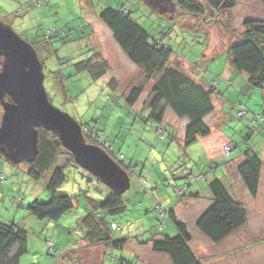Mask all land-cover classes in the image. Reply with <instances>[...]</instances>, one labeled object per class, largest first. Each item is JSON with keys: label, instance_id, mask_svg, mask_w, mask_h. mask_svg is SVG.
Returning <instances> with one entry per match:
<instances>
[{"label": "rangeland", "instance_id": "374dc122", "mask_svg": "<svg viewBox=\"0 0 264 264\" xmlns=\"http://www.w3.org/2000/svg\"><path fill=\"white\" fill-rule=\"evenodd\" d=\"M195 1L206 6L207 11L203 18L182 11L178 6V0H171L175 3V7L170 5L167 0L165 2L166 10L156 9L150 4V0H0V22L10 26L38 53L43 64L44 83L51 103L85 126L83 134L86 141L91 140L92 137V132H87V130L93 128L99 130L105 140H109L114 147V151L111 152L113 159H118V161L114 159L116 162L123 163V159L121 160L119 157L126 156L129 152L131 155H135L136 159L140 158L143 161L133 165L132 173L135 171L133 173L135 177L131 180L133 186L125 193L128 204L126 213L114 218V221L122 226V230L115 233V236L125 232V235L130 237V242L126 243L122 249L103 248L107 250L103 264H120L121 260L124 264H165L163 260L166 259L153 253V250L135 253L133 249V245L137 247L136 243L138 242L133 241V239L137 240V237L145 240L153 234L174 236V234H169L175 230L171 218L167 217L165 229H162L163 225L158 223L153 231H144V228L148 229L149 227L144 220L146 208H141L138 205L137 196H133L135 179L140 181V176L147 180L150 177H153V180L158 179L157 189L152 185H149L148 188L154 190L159 198H167L164 195L165 191L174 192L176 190L168 183L183 173H185L183 178H177L178 183L186 182L190 176L199 177L198 182L201 184L203 181L202 186L208 188L209 178L206 180L204 176L210 172V164H205V159L200 157L203 156L201 150L197 148L193 154L196 166L191 174L190 171H186L190 169V166L183 164L188 161L185 158L186 154L183 155L180 151L178 157L173 153L171 147L173 145L178 147V144L176 142L173 145L169 143L171 146L167 147L168 142L160 139L157 124L148 118V103L152 98L154 83L160 75H157L155 80H148L142 70L123 53L111 31L99 16L107 8H125L127 11H131L132 18L149 32L151 38L160 40L173 50L172 60L168 67L186 73L193 79L205 80L208 84L209 81L218 80V75L228 59V48L239 40V35L244 31L245 21L252 18L264 20V0H239L235 8L223 13L217 22H214L216 13L211 10L208 0ZM92 55H96L95 57L102 62L106 61L109 64L108 73L110 76L108 80L106 78L94 80L86 72L80 74L76 72L75 64ZM1 67L2 57H0V71ZM68 77L71 78L66 80ZM110 77L116 81L117 88L114 89L108 85ZM140 86H143V92L137 104L130 106L126 98ZM252 89L254 92H240L235 87L225 89V92H228V98H232V100L229 101L228 98H225L227 104L223 108L231 113L232 118L228 117L224 128L230 137L240 139L243 145L249 135V130L253 126H258V122H254L252 113L242 120L239 119L236 116L238 110L252 105L254 111L257 110V115L264 114V99L260 93L261 90ZM165 115L167 125L174 128L176 137L182 140L183 137L180 136L184 135V122L179 121L170 109L166 111ZM2 116L3 109L0 106V125ZM208 121H211L210 118L207 119ZM93 130L97 132V130ZM255 137L253 136V138ZM200 143L202 145V142ZM197 145L194 144L193 147H197ZM227 147L230 148L229 151ZM231 150L232 146L230 145L223 144L220 147L221 155L227 160L222 166L225 170L226 184L231 194L234 190L235 197L243 202L249 210L252 225L246 229L247 235L264 237V213L259 212L263 210L259 209L258 211L257 208L256 212L254 209H250L255 201L249 197L250 194L237 172L243 160H235L231 163L229 161ZM177 157L181 158L178 162H176ZM184 158L185 160H183ZM67 159V157L58 159V163L64 167L66 176L65 182L58 191L70 195L74 199L75 208L57 222L40 220L29 214L26 209L36 199L34 194L38 192L37 190L45 192L47 180L43 178L42 181L36 182L27 174L24 164L13 166L0 159V163L6 167L5 169L0 167V175L7 178L4 183L0 180V184H9L6 188L0 186V220L17 224L24 228L28 234L29 250L21 264L102 263L100 261L101 246L90 247L88 256V245L81 244L79 247L81 242L79 237L76 240L70 238L68 231L69 229L80 230L82 218L90 209V200H106L107 191L101 182L96 187L88 174L68 165ZM124 162L128 164V160H124ZM163 168H165L164 171ZM219 172H221V165ZM261 178V184H263L264 173ZM100 188L104 191L101 192ZM260 189L262 192L259 190V194L261 192L262 195L264 184ZM241 196L244 200L241 199ZM45 197L46 195L43 194L41 199L46 200ZM260 197V205L264 206V197L262 199ZM20 199L23 201L22 204L16 205L14 200ZM189 221L192 220L189 218ZM237 235L239 236H233L235 245L238 238L242 237L239 232ZM49 241L56 244V253H50ZM234 241L228 244L229 248L233 246ZM245 241V237H243L240 244L229 250L225 257H215L212 262H209L212 257H207L209 261L203 259V256L214 254L206 245L200 244L201 248L199 246L196 248L202 249V252L198 250L194 253L199 259L204 260L203 264H264V243L233 255L235 249L246 247ZM78 247L79 250L72 255L71 259L69 250ZM226 248H228L227 245L222 246V250ZM60 251H66L69 255L59 258ZM217 252H220V249Z\"/></svg>", "mask_w": 264, "mask_h": 264}, {"label": "trees", "instance_id": "16d2710c", "mask_svg": "<svg viewBox=\"0 0 264 264\" xmlns=\"http://www.w3.org/2000/svg\"><path fill=\"white\" fill-rule=\"evenodd\" d=\"M238 2L239 0H208V5L211 10L216 13L214 22L220 20L218 18L227 10L234 9ZM178 6L185 13L199 18H203L207 11L205 5L195 0H178ZM99 18L111 31L114 40L123 53L133 64L142 70L148 80H155L156 76L160 75L158 80L154 83L152 98L148 103V118L154 124H157L159 137L162 141L168 142L167 147L173 145L174 142L178 144V147L175 145L171 147L173 153L178 157L180 155L179 147H181V145L183 148L191 147L200 138H207L211 135L212 129L208 125L207 119L215 111L213 102L214 96H220L221 93H223L220 81H222L221 76L226 66H230L235 74L239 76L244 75L251 89L256 88L261 90V94L263 93L264 20L252 18L245 21L244 31L239 35V40L228 48V59L218 75V80H215V82L209 81L207 84L205 80L193 79L187 76L186 73L168 67L172 60L173 50L160 40L158 41L151 38L149 32L132 18L131 11H127L125 8H107L100 14ZM96 55H92L86 60H82L75 64L76 72L79 74L86 72L91 75L94 80L104 77L109 72V64L106 61L102 62L99 58L95 57ZM70 78L71 77H68L66 80ZM227 84L232 86V80L227 81ZM111 85L117 86L114 79ZM113 88L115 89V87ZM143 89V86L134 89L126 98L130 106H135L137 104ZM262 97L264 99V94ZM168 109L173 112L174 116L177 117L179 121L184 122L183 141L176 137L175 129L167 125L165 114ZM253 112L254 111L250 110L248 106L243 110H241V108L238 110L236 116H238L239 119L242 120L252 113L254 115V122H258V126H253L249 130L250 132L247 139L244 140V145L240 139H235L236 144L230 145L232 146V150L229 157H231L235 151L237 152L239 145L240 147L243 146L242 152L244 158L237 172L248 193L255 198L259 191L260 179L264 170V158L260 156L258 144L254 143L257 140L264 139V114L257 115L258 113ZM226 113L231 115L229 112ZM254 122L252 123L254 124ZM84 127L85 126L82 125L83 130ZM93 129L97 130L96 128ZM97 132L100 134L99 130H97ZM100 136L103 141L109 143L107 152L113 157L111 152L112 144L109 140L106 141L102 134H100ZM253 136L256 137L253 138ZM145 137L147 138V136ZM180 141H182V144ZM87 143L94 145L98 144L92 138L91 140H87ZM169 143L171 145H169ZM235 145L237 147H235ZM38 149L39 155L37 159L33 163L24 165L27 174L36 182L42 181L43 178L47 180L45 186L46 200L36 198L26 209L29 214L40 220L57 222L75 208L74 199L63 191H58L66 180L64 167L58 163V159L67 157L68 165L74 166L80 171L83 170L78 167L74 161L73 155L62 146L58 136L53 132L42 129L39 130ZM178 157L176 162L181 160V158ZM119 158L122 160L123 155ZM185 158L188 159V161L183 162V164L190 166L189 170H191L190 172L192 174L196 166V162H194L195 159ZM185 158L183 160H185ZM0 159L8 162L1 154ZM114 159L118 161V159ZM118 163L131 176L134 163L132 162L126 165L124 160L123 163ZM12 165L15 166L14 164ZM214 166L215 165H210V168L215 169ZM85 173L88 174L87 172ZM219 174L216 176L217 178L208 181L211 206L196 222L197 230L214 244L223 242L232 234L247 226L250 220V213L246 205L236 198L235 195L233 196V194L230 193L228 186L224 182V174L222 172ZM89 176L93 179V184L98 187L100 181L95 180L91 175ZM1 177L3 179H1ZM140 178V182L143 186L145 188L147 187V189H145L146 192L156 199L157 197L153 191H149L150 189L147 186L148 180L143 176H140ZM6 179L7 178L0 175L2 183H4V181L6 182ZM194 179L196 178L192 176L189 177L191 181H194ZM189 180H187V182ZM171 182L173 181H170L168 185H170ZM175 182L178 183L176 180ZM184 183L182 184L184 185ZM5 185L0 184V186L3 187ZM105 190L107 191L106 200H90L91 206L88 213L82 218L81 226H79L80 230H71L68 228V235L70 238L76 240L79 237V241H81L79 247H81V244H87L89 247L102 245L106 249H122L128 242V238H130L125 235V232L118 233V235L115 236V233L122 230V226L120 223L115 222L114 218L126 213L128 208L127 196H125V193L119 194L106 186ZM103 191L104 189H101V192ZM22 202L21 199L14 200L16 205H21ZM156 205L155 209H153L155 211H152L155 215L153 217L154 226L148 227V229L144 228V231H153L158 223L159 225H163H161L162 229H165V219L171 217L175 227L174 236H168L167 234L156 235L150 232V234H153L150 238L141 240L137 237V241L142 246L151 245L153 252L168 256L173 264H203L202 260L196 256L190 246L192 236L187 224L177 220L174 213L170 211L171 208L166 209L161 205L158 199ZM244 243H246V247L235 249L233 255L239 254L242 250H248L254 246L263 244L264 237H250ZM48 244L50 253H56V244L52 241H49ZM79 247L69 250L71 255L66 251H60L59 258H64L69 255L72 259V255L79 250ZM28 250L27 231L17 224L0 220V264H21ZM120 264H124L123 260H121Z\"/></svg>", "mask_w": 264, "mask_h": 264}, {"label": "water", "instance_id": "95a60500", "mask_svg": "<svg viewBox=\"0 0 264 264\" xmlns=\"http://www.w3.org/2000/svg\"><path fill=\"white\" fill-rule=\"evenodd\" d=\"M0 57V154L4 159L14 165L33 163L39 155V130L50 131L81 170L119 194L126 193L131 187L129 174L107 151L87 143L82 125L51 103L37 51L3 22Z\"/></svg>", "mask_w": 264, "mask_h": 264}, {"label": "crops", "instance_id": "0c3cea01", "mask_svg": "<svg viewBox=\"0 0 264 264\" xmlns=\"http://www.w3.org/2000/svg\"><path fill=\"white\" fill-rule=\"evenodd\" d=\"M156 9H158V8H156ZM109 76H110L109 73H107L101 79L106 78L108 80ZM221 79H222V81H220V86H222L221 90H222L223 93H221L220 96H218V95L214 96L213 102H214V105H215V111L209 117L211 121L207 122L208 125L212 129L211 135L209 137H207V138H200L195 143V144H198L197 147L191 146V147L183 148L182 145H181V147H179L180 151H182L183 155L186 154V157L192 158L193 160L195 159L193 157L194 150L199 148L201 150V154L203 155V156H200V157L205 159V164L208 163L211 166L215 165L214 166L215 169H213V168L211 169L210 168V172L208 173V175L204 176V177H206V180H207V178H209L208 181L212 180L214 178H217L216 176L219 173H221V172L223 174L225 173V170L223 169L222 166L227 162V160L220 153L221 145H223V144H225V145L236 144L235 143V139L230 137L229 133L224 128L225 123H227L228 117L232 118V115H228L226 113L227 110L225 108H223L224 105L227 104V101H226L225 98H228V92H225V89L231 88V87H235L240 92H249V91L254 92L253 89H251L248 86V83L246 81V77L244 75H240L239 76V75L235 74L232 71V69L230 68V66H226L225 67V70H224V72H223V74L221 76ZM112 80H113V78L110 77L109 81H108V85H110L111 87L113 86V87L117 88V86L111 85ZM231 80H232L233 84H232V86H229L227 84V81H231ZM263 94H264V90H263L262 95ZM228 99H229V101L232 100V98H228ZM249 108H250V110L254 111L252 105ZM253 113H258V112H257V110H255ZM183 132H184V130H183ZM144 137H145V135H144ZM180 137H184V135H182ZM182 141H180L181 144H182ZM200 142H202V145H201ZM124 144H126V141H124ZM254 144H258L259 151H260V156L262 158H264V139L263 140H257ZM235 147H237V146L235 145ZM242 149H243V146L242 147L239 146L238 149H237V152L235 151L232 154V156L229 157V161L231 163L233 161H235V160H237V161H239V160L242 161L243 160L244 156H243ZM112 151H114V147H112ZM109 155L111 156V154H109ZM123 160H128V164H131L132 162L133 163H141V162H143L142 159H140V158L136 159L135 155H131V152H129L126 156L124 155L123 156ZM136 160H139L140 162H138ZM220 165H221V172H219V166ZM1 166L4 169L6 168L5 165H3V163H0V167ZM164 169L165 168H163V171H164ZM186 171L188 172V171H191V170L187 169ZM262 173H264V170H263ZM184 174L185 173H183L182 175L178 176L177 178L178 179L179 178H183ZM173 175L175 176V173H173ZM133 177H135V174L132 173V175L130 176V182L133 179ZM201 177H202V175H201ZM177 178L175 179L176 181H178ZM198 179H199V177L194 179V181H191V180H189L188 182L186 181L184 183V185L183 184L174 183L175 182V180H174L173 182H171L170 186H174V188H176V190L174 192L173 191H165L164 195L167 198H162V197L159 198V196H157L155 194V191L152 190L153 193L157 197L155 199V198H152V196L149 195V193L146 192L145 189H147V188H145L143 186V184L136 178L135 182H134L133 196L134 197L137 196L136 199L138 200V202H139L138 205H140L141 208H143V207L146 208V213H145L146 218L144 220L147 222V225L149 227H153L154 226V218L153 217L155 215L152 213V211H153V209H155V205L157 204V199L159 200L161 205L164 206L166 209H168L170 207L171 208L170 211H172L174 213V215L177 218V220H179L181 222L183 221V223L187 224L188 229H189V231L191 233V236H192V241H191V245L190 246L193 249V251L196 252L198 250H201V252H202V249H199V248H201L200 244L201 245H206L207 248H210V250L214 254H210L208 256H203V259L205 261H209V260H207V257H212L211 260L209 261V262H212L215 259V257L216 258L225 257L229 250L233 249L236 245L240 244V240L243 237H245V240H248L247 237L249 235H247L246 229L249 226L252 225L250 223L252 221V219L250 218L251 220H249V223L247 224V226H245L244 228H242L239 231H237V232H239V234H242V237L238 238L236 245H235V241H234L235 238L234 237H236V236L238 237L239 236V235H237V232L232 234L229 238H227L226 240H224L221 243H218V244L211 243L208 239H206L204 237V235H202L199 231H197V228H196L197 220L211 206L210 192H209L207 187L204 188L202 186L203 181L200 184L198 182ZM157 181H158V179L153 180V177H150L148 182H147V186L152 185L153 187H155L157 189V185H158ZM224 182H225V184L227 183L225 177H224ZM186 183H187V185H186ZM261 183H262V178L260 179V186H259V190H261V192H262V189H260V188H262V185L264 184V181H263V184H261ZM8 186H9V184L6 183V185L4 187L6 188ZM132 186H133V184H131L130 188H132ZM37 191L38 192L34 194L36 198H42L43 194L46 195L44 190H37ZM149 191H151V190H149ZM261 192L259 194V191H258V194H257V196L255 198L252 197L251 195L249 196L252 200L255 201L253 203L254 204L253 207H251L250 209L251 210L254 209L256 212H257V208H258V211H259V209L264 211V206L260 205L261 201L259 200ZM32 193H33V191H32ZM230 193H231V191H230ZM232 194H233V196L234 195L236 196L234 190L232 191ZM161 196H163V195H161ZM263 197H264V193L261 195L260 199H262ZM241 199H243L242 196H241ZM257 202H258V207H257ZM263 211H259V212L264 213ZM189 218L192 221H189ZM139 227H140V225H139ZM171 232H172V229H171ZM174 233H175V230H173L172 234H174ZM251 237H252V235H251ZM129 240H130V238H128V242H130ZM133 241L138 242L137 240H134V239H133ZM232 241H234L233 244H232L233 246H231L229 248L228 244H230ZM136 244H137V247H136V245H133V247H134L133 249H134L135 253L140 252V251H152L151 245L142 246L139 242L136 243ZM84 245H86V244H84ZM225 245H227L228 248H226L225 250L224 249L222 250V246H225ZM197 246H199V248H196ZM94 247H96V246H94ZM101 247H102V251H101V259H100V261L102 262L101 264H103L104 260H105V256L107 254V250L103 249V248H105L104 246L101 245ZM141 248H146V249H141ZM89 249H91V248L89 246H87V255L88 256H89V254H88L89 253ZM218 249H220V252H217ZM153 253H155V252H153ZM155 254H158V253H155ZM158 255H160L161 257L166 259V260H163L165 262V264H173L171 259L168 256L163 255V254H158ZM204 260H202V262Z\"/></svg>", "mask_w": 264, "mask_h": 264}, {"label": "built area", "instance_id": "2783aa9c", "mask_svg": "<svg viewBox=\"0 0 264 264\" xmlns=\"http://www.w3.org/2000/svg\"><path fill=\"white\" fill-rule=\"evenodd\" d=\"M88 131L92 132L91 138L99 144V145L97 144L98 146H100L105 151H107L109 149V143L103 141L102 137L100 136V134L98 132H95L93 129H89V130H87V132ZM227 150L229 151L230 148L227 147ZM1 179H3V178L1 177Z\"/></svg>", "mask_w": 264, "mask_h": 264}, {"label": "flooded vegetation", "instance_id": "af4514ba", "mask_svg": "<svg viewBox=\"0 0 264 264\" xmlns=\"http://www.w3.org/2000/svg\"><path fill=\"white\" fill-rule=\"evenodd\" d=\"M167 0H150L151 4H153L156 8L162 10H166L165 2ZM3 63V62H2ZM2 68V67H1ZM8 99V98H7ZM9 100V99H8Z\"/></svg>", "mask_w": 264, "mask_h": 264}]
</instances>
